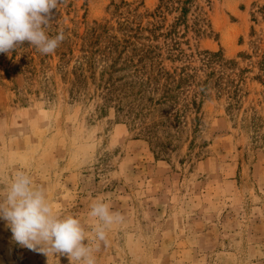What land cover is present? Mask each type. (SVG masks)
Returning a JSON list of instances; mask_svg holds the SVG:
<instances>
[{"label": "rangeland", "instance_id": "obj_1", "mask_svg": "<svg viewBox=\"0 0 264 264\" xmlns=\"http://www.w3.org/2000/svg\"><path fill=\"white\" fill-rule=\"evenodd\" d=\"M59 31L0 53V194L28 174L95 264H264V0H62ZM0 264L70 261L0 219Z\"/></svg>", "mask_w": 264, "mask_h": 264}, {"label": "clouds", "instance_id": "obj_2", "mask_svg": "<svg viewBox=\"0 0 264 264\" xmlns=\"http://www.w3.org/2000/svg\"><path fill=\"white\" fill-rule=\"evenodd\" d=\"M62 0H0V53L29 42L42 54H51L65 39L63 31L50 37L52 9ZM89 215L98 220L94 231L106 241V228L122 219L105 202L91 205ZM0 219L7 222L13 239L47 257L67 254L70 264H95L94 249L81 220L58 215L43 188L33 186L31 177L17 172L0 194ZM87 240V244L84 241ZM58 260V259H57Z\"/></svg>", "mask_w": 264, "mask_h": 264}]
</instances>
